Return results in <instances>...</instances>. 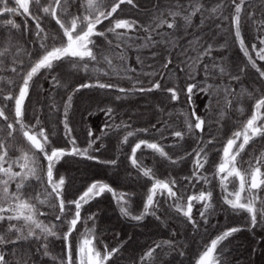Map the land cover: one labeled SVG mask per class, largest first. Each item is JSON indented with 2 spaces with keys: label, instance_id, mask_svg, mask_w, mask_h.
I'll return each instance as SVG.
<instances>
[{
  "label": "snow or ice",
  "instance_id": "obj_1",
  "mask_svg": "<svg viewBox=\"0 0 264 264\" xmlns=\"http://www.w3.org/2000/svg\"><path fill=\"white\" fill-rule=\"evenodd\" d=\"M222 31L243 64L226 65L217 55L229 46L227 38L216 40ZM262 62L264 0H0V264H167L166 256H186L175 230L139 256H125L132 236L106 242L98 213L86 209L106 194L121 218L137 227L149 217L164 225L183 218L194 236L217 227L211 223L217 211L240 215L243 223L218 229L192 264H230L229 245L240 232L259 235L257 243L264 244ZM64 65L85 79L70 86L59 72ZM249 69L256 74L250 85ZM91 89L116 95L109 104L84 108L82 145L74 101ZM145 93L164 99L152 106L154 122L134 127L112 104ZM201 94L203 114L195 101ZM101 113L103 124H89ZM229 122L235 130L221 140ZM60 126L64 146L54 143ZM113 137L122 153L130 148L126 160L135 175L128 171V177L144 180L140 205L135 190L101 180L69 199L70 180L58 165L71 157L119 168V156L101 158L105 140ZM144 149L171 166L188 162L189 175L160 178L155 162L149 167L138 157ZM212 152L218 159H210Z\"/></svg>",
  "mask_w": 264,
  "mask_h": 264
},
{
  "label": "trees",
  "instance_id": "obj_2",
  "mask_svg": "<svg viewBox=\"0 0 264 264\" xmlns=\"http://www.w3.org/2000/svg\"><path fill=\"white\" fill-rule=\"evenodd\" d=\"M16 20L19 23L21 22L22 17H16ZM196 22H199V18H196ZM225 38L228 39L229 46L220 50L217 55H222L225 58L224 62L226 65L232 66L243 64L245 58L238 47L231 43V36H228L226 32L222 31L216 37V40L220 43H223ZM59 72L62 79L65 80L70 86H74L85 79L83 73L72 72V70L67 65H64L61 69H59ZM179 75L182 76L183 74L181 73ZM172 78L174 81L176 80L175 75H173ZM199 78L200 77H198V79ZM245 80L246 84L249 85L256 81V74L254 70L249 69V74ZM41 83L45 88H49L47 81L41 80ZM122 86H127V84L123 83ZM114 95H116L114 92L105 93L96 89L84 90L82 95L77 94V98L74 101L76 111L73 117V124L76 128V134L79 136L82 145L85 137L81 128L80 120L81 113L83 112L84 108L89 106L94 108L97 104H100L101 106L109 104L112 102V97ZM41 99H43V97H41ZM163 99L164 97L160 93L136 94L122 101L114 102L112 106L117 109L119 115L123 117V119L129 120V117H131L130 122L134 127H147L149 123L154 122L156 118L154 116L152 106L160 103ZM32 100L33 102L36 100L34 95L32 96ZM195 101L198 111L203 114V104L207 102L206 97L201 94L195 98ZM180 110L181 105L177 103L176 111L178 112ZM31 115V112H29V119H31ZM53 119H56V117ZM92 122H94L96 125L103 124V114L101 113L92 116L89 120V124ZM234 130L235 129L233 128L232 122H229L226 129L221 132L220 139H226V134L230 135L231 131ZM61 132L62 126H60L58 134L54 137V143L59 146H64L65 142ZM190 143L191 142L189 141V144ZM105 144L107 147L106 149L102 150L103 156L101 158H115L119 156L121 161L119 168L106 166L94 161H87L71 157L66 158V161H62L61 164L58 165L60 175H63L67 180H70V186L67 189L68 198H73L80 190H82L93 180H101L112 184L114 187H117L118 190H135L137 193V197L135 198V206L138 207L140 205V196H142L144 193V189L140 186L144 183V180L142 178L138 183H133L132 179L128 177V171H131L133 176L135 175V170L131 168L130 163L126 160V155L130 154V148H128L127 145L123 146L122 153L119 150L118 140L115 137H113L111 140H105ZM188 146V144L185 145V147ZM219 146L220 145H217V147ZM137 155L146 166L153 167L155 162L157 175L160 176V178H167L169 175L174 178L189 175L190 164L188 162L182 163L178 166H171L168 163L160 161V159L156 157L151 152V150L147 149L142 150V152H138ZM210 159H218L217 153L212 152L210 154ZM206 167L208 166L206 165ZM213 183L215 184L216 182L213 181ZM202 186V183L201 185H197V188L190 189L186 195L191 194V192L198 191ZM207 187H211V185ZM220 195V189L219 187H216L213 190L214 199H218ZM197 207H199V205H197ZM86 209L88 211L98 213L99 219L97 220V226L106 242L114 245L116 244L117 239L126 240L129 236L133 237V240L127 245L125 252L126 257L133 255L139 256L147 244H150L152 241L167 239L170 237L171 232L175 230L178 235V243H183L187 246L186 256L183 258H174L171 255L166 256L164 259L167 261V264H180L181 259H183V264H192V261L198 253V250L201 249L203 243L207 242L211 237H213L217 233L218 229L236 226L243 223L240 215H235L231 212L217 211V213L211 218V223L215 224L217 227L213 228L209 226L207 235L197 234L194 236L190 226L183 222V218L169 220L167 225H164L156 221L154 218L149 217L144 222V226L137 227L133 223L121 218L118 208L115 202L112 200L110 194H106L99 200L93 201L91 205L86 206ZM193 213L194 215L198 216L195 208ZM116 233L120 234L118 238H114ZM256 233H260L259 228L256 229ZM258 240H260V236L254 235L251 232L237 233L229 245L231 248V254L228 257L230 264H264V244H258ZM61 248L62 244L57 241L55 243V250L59 251ZM253 249H256V251H253ZM121 264H130V262L127 260H122Z\"/></svg>",
  "mask_w": 264,
  "mask_h": 264
},
{
  "label": "rangeland",
  "instance_id": "obj_3",
  "mask_svg": "<svg viewBox=\"0 0 264 264\" xmlns=\"http://www.w3.org/2000/svg\"><path fill=\"white\" fill-rule=\"evenodd\" d=\"M231 187V186H230Z\"/></svg>",
  "mask_w": 264,
  "mask_h": 264
}]
</instances>
